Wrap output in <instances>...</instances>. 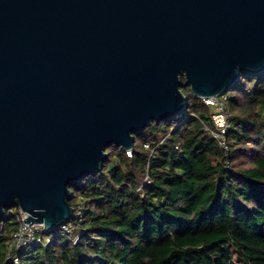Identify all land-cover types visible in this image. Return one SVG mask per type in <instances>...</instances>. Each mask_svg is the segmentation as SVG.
<instances>
[{
  "label": "water",
  "instance_id": "obj_1",
  "mask_svg": "<svg viewBox=\"0 0 264 264\" xmlns=\"http://www.w3.org/2000/svg\"><path fill=\"white\" fill-rule=\"evenodd\" d=\"M264 70V0H0V223L55 230L113 144Z\"/></svg>",
  "mask_w": 264,
  "mask_h": 264
},
{
  "label": "trees",
  "instance_id": "obj_2",
  "mask_svg": "<svg viewBox=\"0 0 264 264\" xmlns=\"http://www.w3.org/2000/svg\"><path fill=\"white\" fill-rule=\"evenodd\" d=\"M187 107L115 144L100 170L71 184L79 239L52 230L18 264H264V70L228 90L230 154L204 128L211 108L188 85ZM149 144V147L146 146ZM16 220L0 223V264Z\"/></svg>",
  "mask_w": 264,
  "mask_h": 264
},
{
  "label": "built area",
  "instance_id": "obj_3",
  "mask_svg": "<svg viewBox=\"0 0 264 264\" xmlns=\"http://www.w3.org/2000/svg\"><path fill=\"white\" fill-rule=\"evenodd\" d=\"M228 91H225L217 96L203 97V100L211 108L210 116L213 123L212 126L204 124L205 130L212 135L224 155L227 157L230 154V145L228 143V132L230 129V111L228 110ZM149 147V144H146ZM130 153V151H127ZM84 205L79 203L76 211L73 212V217L79 222L84 214ZM8 213L12 214L16 220L15 229L11 232L10 237L5 242V261L18 264L20 254L23 249L34 246L44 247L52 239V231L47 230L42 223H31L25 221L28 213L22 210L19 206L8 208ZM69 220L58 227V232L61 235L69 236L74 242L79 239V234H75V226L72 220Z\"/></svg>",
  "mask_w": 264,
  "mask_h": 264
}]
</instances>
